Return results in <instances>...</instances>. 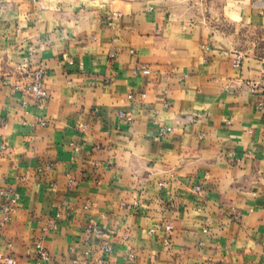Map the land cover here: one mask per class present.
<instances>
[{"label":"crops","instance_id":"crops-1","mask_svg":"<svg viewBox=\"0 0 264 264\" xmlns=\"http://www.w3.org/2000/svg\"><path fill=\"white\" fill-rule=\"evenodd\" d=\"M230 21L264 0H0V253L264 264V62ZM37 68L41 105L14 91Z\"/></svg>","mask_w":264,"mask_h":264},{"label":"built area","instance_id":"built-area-1","mask_svg":"<svg viewBox=\"0 0 264 264\" xmlns=\"http://www.w3.org/2000/svg\"><path fill=\"white\" fill-rule=\"evenodd\" d=\"M234 68H239L241 66V57L238 55L237 58L233 62ZM23 78L29 79V84H15L14 91H19L24 93L28 98L34 100L38 105L43 104L47 101L49 98V93L47 89L45 88V79H46V72L43 68H37L35 70L27 71L26 73H23ZM132 98V97H129ZM27 101L23 102V105H26ZM260 110L264 112V107L260 105ZM120 117H124V113H120ZM42 126L46 125V123H42ZM7 154V147L3 146L0 148V156ZM71 185H76L75 181H70ZM201 187H197L195 189L196 192H201ZM6 197H17L12 191H7L3 193ZM7 221L8 218H5ZM173 230V227H166L165 231L170 232ZM156 231L153 229L151 230V234L155 233ZM167 243V242H166ZM37 256L41 263H50L51 258L49 253L47 252L46 248L43 244V239H39L37 245ZM130 259L133 260L134 256L130 255ZM0 264H17V261L14 257L6 256L2 253H0Z\"/></svg>","mask_w":264,"mask_h":264},{"label":"rangeland","instance_id":"rangeland-1","mask_svg":"<svg viewBox=\"0 0 264 264\" xmlns=\"http://www.w3.org/2000/svg\"><path fill=\"white\" fill-rule=\"evenodd\" d=\"M224 24L230 41L243 58H253L264 62V28L250 25L239 28L232 21Z\"/></svg>","mask_w":264,"mask_h":264}]
</instances>
